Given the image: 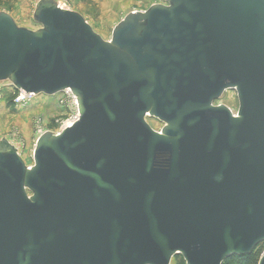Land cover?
Returning <instances> with one entry per match:
<instances>
[{
	"label": "water",
	"instance_id": "water-1",
	"mask_svg": "<svg viewBox=\"0 0 264 264\" xmlns=\"http://www.w3.org/2000/svg\"><path fill=\"white\" fill-rule=\"evenodd\" d=\"M164 2L108 41L54 0L35 31L0 13V82L78 103L30 167L0 140V264H222L264 243V0Z\"/></svg>",
	"mask_w": 264,
	"mask_h": 264
},
{
	"label": "rangeland",
	"instance_id": "rangeland-1",
	"mask_svg": "<svg viewBox=\"0 0 264 264\" xmlns=\"http://www.w3.org/2000/svg\"><path fill=\"white\" fill-rule=\"evenodd\" d=\"M39 0H0V13L8 14L18 27L35 31L39 25L32 23V15ZM60 7L79 13L92 30L104 41L111 37L112 29L127 14L143 12L150 6L159 3V0H54ZM10 104V97L2 92L0 99ZM45 101L44 95H38L35 101L26 108L10 111H0V140H7L18 152L27 167L33 165L31 152L37 138L39 128L54 132L53 119L68 117L61 112L48 113L42 111ZM215 106L223 105L234 115L238 110V100L235 91L226 90L221 97L213 103ZM50 111L56 107L51 105ZM55 110V109H54ZM53 115V116H52ZM147 124L159 132L163 124L154 118L147 117ZM264 250V243L258 244L252 251L253 258L259 262ZM182 258V257H181ZM183 260V259H182ZM180 256H174L170 264H179Z\"/></svg>",
	"mask_w": 264,
	"mask_h": 264
},
{
	"label": "built area",
	"instance_id": "built-area-1",
	"mask_svg": "<svg viewBox=\"0 0 264 264\" xmlns=\"http://www.w3.org/2000/svg\"><path fill=\"white\" fill-rule=\"evenodd\" d=\"M159 3L165 4L164 0H159ZM2 92H6L9 95L10 104L14 109L26 108L27 106L32 104V102L35 101L36 98L38 97L33 93H27L22 90H16L13 87V85L7 81L0 82V96ZM44 97H45V103L54 105L56 106V108H59L61 110V114L62 113L68 114V117L65 119H63L64 115L61 116L63 118L56 117V119H53V125L55 127V131L53 133L58 134L62 132L64 129L72 126V124L78 120L77 99L69 89H65L59 94H56L54 96H44ZM45 132H52V131H49L47 129L45 131L43 128H39L37 132V138Z\"/></svg>",
	"mask_w": 264,
	"mask_h": 264
},
{
	"label": "trees",
	"instance_id": "trees-1",
	"mask_svg": "<svg viewBox=\"0 0 264 264\" xmlns=\"http://www.w3.org/2000/svg\"><path fill=\"white\" fill-rule=\"evenodd\" d=\"M253 253L251 252L249 255L246 256H231L224 260L222 264H257V260L253 258ZM185 264L180 256V263Z\"/></svg>",
	"mask_w": 264,
	"mask_h": 264
},
{
	"label": "crops",
	"instance_id": "crops-1",
	"mask_svg": "<svg viewBox=\"0 0 264 264\" xmlns=\"http://www.w3.org/2000/svg\"><path fill=\"white\" fill-rule=\"evenodd\" d=\"M51 104H47L45 103L44 101V104H43V107H42V111L46 112L48 111L49 114H51V112H56L57 114H59L61 112V110L59 108H54L53 111H50L51 110ZM12 109V106L11 104H8L7 101H6V98H4V100L0 99V111H10ZM13 110V109H12ZM53 116V115H52Z\"/></svg>",
	"mask_w": 264,
	"mask_h": 264
},
{
	"label": "bare ground",
	"instance_id": "bare-ground-1",
	"mask_svg": "<svg viewBox=\"0 0 264 264\" xmlns=\"http://www.w3.org/2000/svg\"><path fill=\"white\" fill-rule=\"evenodd\" d=\"M38 96V95H37ZM38 98V97H37ZM45 130V129H44ZM37 136V135H36Z\"/></svg>",
	"mask_w": 264,
	"mask_h": 264
}]
</instances>
